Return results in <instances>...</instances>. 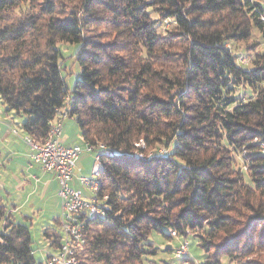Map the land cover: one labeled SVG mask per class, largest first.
<instances>
[{
    "label": "trees",
    "instance_id": "obj_1",
    "mask_svg": "<svg viewBox=\"0 0 264 264\" xmlns=\"http://www.w3.org/2000/svg\"><path fill=\"white\" fill-rule=\"evenodd\" d=\"M254 32L248 67L228 42ZM60 43L76 45L71 89ZM66 95L82 141L104 144L80 264H145L153 231L191 232L201 264H264V0H0L6 111L43 142ZM33 251L0 200V264H42Z\"/></svg>",
    "mask_w": 264,
    "mask_h": 264
},
{
    "label": "built area",
    "instance_id": "obj_2",
    "mask_svg": "<svg viewBox=\"0 0 264 264\" xmlns=\"http://www.w3.org/2000/svg\"><path fill=\"white\" fill-rule=\"evenodd\" d=\"M238 62L247 64L243 55L238 56ZM69 95L64 102L55 108V114L50 121L47 136L43 142L36 141L26 134H19L18 128L12 127V132L19 134L23 142L29 147L30 161L40 165L44 170L52 171L58 181V198L60 213L58 216L61 242L58 248L48 251L42 260V264H80L76 256V248L83 244L86 239L83 219L93 215H103L101 199L98 195L100 185V157L104 151L101 142L83 145L65 144L61 141L64 121L68 118ZM163 152L164 149L160 148ZM83 152L93 154V164L88 174L77 176L80 188L70 185L74 177V167ZM84 191H90L84 195ZM107 196L103 195L105 199ZM175 235V232L172 233ZM178 258L188 255V241L180 239L178 245L173 249Z\"/></svg>",
    "mask_w": 264,
    "mask_h": 264
},
{
    "label": "crops",
    "instance_id": "obj_3",
    "mask_svg": "<svg viewBox=\"0 0 264 264\" xmlns=\"http://www.w3.org/2000/svg\"><path fill=\"white\" fill-rule=\"evenodd\" d=\"M18 122L15 114L6 111L0 101V192L3 189L5 192L4 199L0 197V200L16 222H20L18 211L23 207L28 213L24 217L36 216L38 211H51L56 220L60 213L58 181L54 172L30 161L29 147L20 138L19 134L23 132ZM12 127H18L19 134L12 132ZM61 141L70 145L84 143L77 123H72L69 118L64 121ZM90 154L83 152L79 156L74 177L70 181L72 187L80 188L77 176L88 173L92 158ZM37 203L41 206L37 207Z\"/></svg>",
    "mask_w": 264,
    "mask_h": 264
},
{
    "label": "rangeland",
    "instance_id": "obj_4",
    "mask_svg": "<svg viewBox=\"0 0 264 264\" xmlns=\"http://www.w3.org/2000/svg\"><path fill=\"white\" fill-rule=\"evenodd\" d=\"M150 17H156V14L153 10L150 11ZM174 26V22L170 18H164L159 22L158 31L164 33L166 29H170ZM259 40V34L257 32H254L252 34V37L247 40H240V41H229V46L234 50L237 55H243L247 59L246 66H250L249 59L250 55L248 56L247 53L253 54L254 51L261 48V45L252 47L256 43V41ZM59 47L62 60L65 61V68L63 67L62 75L65 78V82L69 89L72 88L74 82L78 78V72H79V66L77 62L74 60V53L76 51V45L70 44V43H60L57 45ZM248 94L242 93V97H247ZM19 122L24 119L23 116H17ZM68 119V118H67ZM70 121L72 123H75V120L72 117H69ZM18 124L20 125V123ZM18 128V127H17ZM141 146L144 147L143 142H140ZM90 153V152H87ZM92 154V153H91ZM90 154V155H91ZM238 160H240V154L235 153ZM91 165L89 167V171L93 164V154L91 155ZM30 159V158H29ZM238 165V163H237ZM243 168V166H241ZM88 171V173H89ZM86 173V174H88ZM10 190V189H7ZM12 192V191H10ZM16 191H13V194L15 195ZM90 191H84V195H88ZM5 192L1 190L0 197L4 199ZM39 203H37V207H39ZM38 210V209H37ZM49 210V209H47ZM9 212V211H8ZM24 214H28L25 211V208H21L18 211V221L24 222L29 227L30 237H31V246L34 249L33 255L34 258L37 260H43L46 253L48 251L53 250L52 247L48 245V239L44 235V228L50 227L54 228L55 230L58 229L55 224V220L53 219L52 215L53 213L51 211H38V215L32 216L31 213H29L31 216L24 217ZM17 220V219H16ZM163 231L165 233H169L168 228L164 227ZM180 238L174 237V238H167L166 236H163L162 233L153 231L149 237V242L152 243L153 247H155L154 253H148L144 257V263L145 264H201V262L204 259V251L203 249L198 245L196 239L193 237L192 233L188 232V235L186 237V240L188 241V256L178 258L174 255L173 249L178 245ZM262 257H264V251L261 253ZM221 264H235L233 262H230L227 257L224 255L220 257Z\"/></svg>",
    "mask_w": 264,
    "mask_h": 264
}]
</instances>
